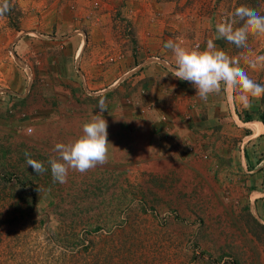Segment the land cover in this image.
I'll use <instances>...</instances> for the list:
<instances>
[{
  "label": "rangeland",
  "instance_id": "rangeland-1",
  "mask_svg": "<svg viewBox=\"0 0 264 264\" xmlns=\"http://www.w3.org/2000/svg\"><path fill=\"white\" fill-rule=\"evenodd\" d=\"M109 1L105 21L58 28L63 37L76 28L82 44L73 61L57 51L73 73L21 66L30 88L8 99L26 112L16 119L0 109V264H264V132L251 136L244 125L264 106L223 92L202 101L172 76L165 47L203 51L212 40L264 82V68L247 64L264 55V37L236 48L215 30L241 5L260 3L264 15V0H131L136 9ZM8 2L3 17L15 31L19 0ZM100 99L107 162L54 182V145L78 139L101 114ZM26 154L48 170L36 174Z\"/></svg>",
  "mask_w": 264,
  "mask_h": 264
},
{
  "label": "clouds",
  "instance_id": "clouds-1",
  "mask_svg": "<svg viewBox=\"0 0 264 264\" xmlns=\"http://www.w3.org/2000/svg\"><path fill=\"white\" fill-rule=\"evenodd\" d=\"M10 11L8 0L0 4V17ZM232 19L217 23V39H224L236 48H247L250 36L264 37V15L246 5L235 8ZM240 21V26H235ZM165 47L173 54L174 65L170 70L172 76L189 82L196 90V96L206 101L210 95L226 93L229 99L249 106L252 99L264 97V85L253 80L240 60L230 57L218 49L212 40L207 42L206 49L191 50L180 43L169 40ZM250 69L264 68V55L247 60ZM101 114L82 126V135L71 143H56L53 152L56 154L47 161L54 182H67L69 171L86 173L90 169L107 162L108 124L103 118L105 102L100 99L97 104ZM150 149V148H149ZM26 163L36 174H43L48 169L41 161L34 160L26 154Z\"/></svg>",
  "mask_w": 264,
  "mask_h": 264
},
{
  "label": "crops",
  "instance_id": "crops-1",
  "mask_svg": "<svg viewBox=\"0 0 264 264\" xmlns=\"http://www.w3.org/2000/svg\"><path fill=\"white\" fill-rule=\"evenodd\" d=\"M1 1V0H0ZM105 0H19V28L15 31L7 28L5 17H0V109L1 111H10L14 118H18L20 113L26 110L20 107L13 108L8 95L12 98L20 96L21 90L28 91L30 83H26L21 75L22 68L25 74H34V67L47 66L51 68L50 72H61L66 68L67 74L74 72V62L64 64L58 59L59 50L62 51L63 59L69 57L72 59L78 57L81 45H75L77 37L74 36L75 29L66 36L60 35V27H77L79 25H97L105 21L107 9ZM107 3L111 2L106 0ZM121 4L123 2L118 1ZM98 4V6H97ZM128 7L136 9L138 3L129 1ZM97 6V8H94ZM137 18L134 20L136 21ZM137 22V21H136ZM135 24V23H134ZM58 42V40H62ZM66 48V49H65ZM82 54V53H81ZM54 56V57H53ZM81 58V55H80ZM82 61V58H81ZM80 61V62H81ZM82 71H85V65L81 63ZM101 70L100 72H102ZM46 71H43V73ZM80 72V70L78 71ZM99 72V73H100ZM41 73V72H39ZM16 81L15 84L7 83L10 76ZM27 76V79H29ZM30 80V79H29ZM10 82V80H9ZM18 83V84H17ZM7 84L9 86H7ZM22 85V86H21ZM8 89V90H7ZM12 92V94H10ZM26 93H24L25 95ZM15 102V101H14ZM0 111V112H1ZM17 116V117H16ZM216 115H210L215 118ZM213 120V119H212ZM249 126L251 136H261L264 132V125L260 121L246 122ZM136 138H142L139 134ZM139 145H142L141 143ZM244 164V163H243Z\"/></svg>",
  "mask_w": 264,
  "mask_h": 264
},
{
  "label": "trees",
  "instance_id": "trees-1",
  "mask_svg": "<svg viewBox=\"0 0 264 264\" xmlns=\"http://www.w3.org/2000/svg\"><path fill=\"white\" fill-rule=\"evenodd\" d=\"M251 9H254L255 11L260 12V13L262 12V11H261V7H260V3H259V5H258L257 8L252 7ZM262 15H263V14H262ZM258 82H259V80L257 81V83H258ZM259 84L264 85V82H259ZM259 103H261V104L264 106V97L259 98ZM251 107L253 108L254 106L251 105ZM244 120H245V122L251 121V117H250V115H247V117H246ZM258 121H260V122L263 123V125H264V115H262L261 117H259V118H258Z\"/></svg>",
  "mask_w": 264,
  "mask_h": 264
}]
</instances>
